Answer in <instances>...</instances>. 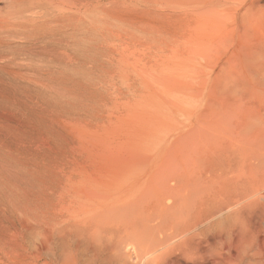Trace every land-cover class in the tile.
<instances>
[{
	"label": "rangeland",
	"instance_id": "obj_1",
	"mask_svg": "<svg viewBox=\"0 0 264 264\" xmlns=\"http://www.w3.org/2000/svg\"><path fill=\"white\" fill-rule=\"evenodd\" d=\"M263 107L264 0H0V264H37L45 218L85 219L70 191L88 198Z\"/></svg>",
	"mask_w": 264,
	"mask_h": 264
},
{
	"label": "bare ground",
	"instance_id": "obj_2",
	"mask_svg": "<svg viewBox=\"0 0 264 264\" xmlns=\"http://www.w3.org/2000/svg\"><path fill=\"white\" fill-rule=\"evenodd\" d=\"M223 122L194 129L157 167L124 174L88 198L70 191L85 219L61 226L45 218L36 263L95 264L98 248H107L114 264H264V107ZM206 140L217 152L204 151ZM79 237L89 242L84 262L72 247Z\"/></svg>",
	"mask_w": 264,
	"mask_h": 264
}]
</instances>
